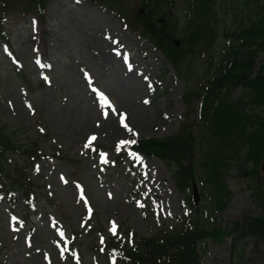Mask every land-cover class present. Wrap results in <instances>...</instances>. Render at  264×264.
Listing matches in <instances>:
<instances>
[{
  "label": "rangeland",
  "instance_id": "374dc122",
  "mask_svg": "<svg viewBox=\"0 0 264 264\" xmlns=\"http://www.w3.org/2000/svg\"><path fill=\"white\" fill-rule=\"evenodd\" d=\"M115 4L126 14L141 8V0ZM46 6L42 14L18 0L0 19V123L51 154L34 162L9 155L33 182L37 201L27 217L22 192L0 193V264H124L105 249L109 237L119 228L150 236L178 225L188 194L166 162L120 151L127 144L120 141L171 135L188 108L198 114L200 100L191 106L184 95L206 81L208 59L180 73L114 6L96 0H48ZM229 9L215 19L221 31L236 26L231 4ZM11 51L22 72L7 55ZM96 89L111 103H102ZM57 149L72 159L53 156ZM245 165L250 163L229 170L231 199L224 212L213 214L228 229L262 210ZM193 187L198 204L209 207L210 188L203 191L200 180ZM240 243L244 264H264L263 241L245 236ZM232 244L231 236L208 239L203 264H239Z\"/></svg>",
  "mask_w": 264,
  "mask_h": 264
},
{
  "label": "trees",
  "instance_id": "16d2710c",
  "mask_svg": "<svg viewBox=\"0 0 264 264\" xmlns=\"http://www.w3.org/2000/svg\"><path fill=\"white\" fill-rule=\"evenodd\" d=\"M17 1L0 0V19ZM22 1L42 14L48 2ZM96 1L119 9L115 4L118 0ZM229 4L236 26L221 31L215 19L221 10L230 14ZM141 8L129 14L119 10L164 51L176 68L182 67L189 54L199 58L206 54L214 71L206 85L185 93L189 103L196 98L202 101L198 115L189 109L176 133L143 138L126 147L165 161L183 193L199 178L203 191L210 188L213 202L205 213L200 205H195V217L192 212H183L178 225L160 228L150 236L126 229V237L122 238L118 231L110 236L107 248L124 264H203L201 249L208 239L222 242L232 236V258L244 264L241 239L252 236L264 242V58L260 59L264 51V0H141ZM221 32L226 42L216 59L214 50ZM176 37L180 39L179 46ZM16 134L0 123V192H22L27 198L25 212L30 216L36 187L19 165L8 161V154L22 153L31 162L47 155V151L31 140L20 141ZM58 152L63 158L72 159ZM243 162L250 163L244 169L262 210L228 229L211 214L225 210L231 199L228 172ZM188 197L193 203L192 196Z\"/></svg>",
  "mask_w": 264,
  "mask_h": 264
},
{
  "label": "snow or ice",
  "instance_id": "6c2138e0",
  "mask_svg": "<svg viewBox=\"0 0 264 264\" xmlns=\"http://www.w3.org/2000/svg\"><path fill=\"white\" fill-rule=\"evenodd\" d=\"M97 93H99V96L101 98V102L104 103V104H110L111 101L108 99V97L105 95L104 92L100 91L99 89H96L95 90ZM29 107H31V105H29ZM104 115L105 117L108 115V110L105 109L104 111ZM124 116H126V114H124ZM121 123L124 124V127L128 129V131H132V128L124 121V118L123 116L121 117ZM43 130V129H42ZM96 139V135L93 134L91 137H90V141H93ZM121 144H125V143H128V144H134L135 141L134 140H128V141H120ZM101 157L102 158H106L107 157V153H101ZM81 195L83 196V193L81 192ZM89 213H91V208L89 207ZM113 224V228L112 230L115 231L116 230V226H115V221L112 222ZM61 235H63V232H61Z\"/></svg>",
  "mask_w": 264,
  "mask_h": 264
},
{
  "label": "bare ground",
  "instance_id": "6f19581e",
  "mask_svg": "<svg viewBox=\"0 0 264 264\" xmlns=\"http://www.w3.org/2000/svg\"><path fill=\"white\" fill-rule=\"evenodd\" d=\"M143 116H145L146 114L145 113H142Z\"/></svg>",
  "mask_w": 264,
  "mask_h": 264
}]
</instances>
